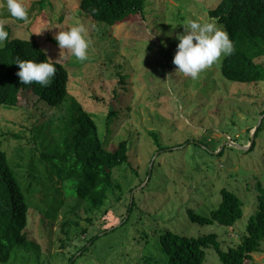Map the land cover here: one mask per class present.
Segmentation results:
<instances>
[{
	"label": "rangeland",
	"instance_id": "obj_1",
	"mask_svg": "<svg viewBox=\"0 0 264 264\" xmlns=\"http://www.w3.org/2000/svg\"><path fill=\"white\" fill-rule=\"evenodd\" d=\"M219 1L145 0L143 16L132 14L109 26L85 14L80 0H22L28 10L24 21L9 17L0 0L8 38L34 39L50 60L60 56L68 97L93 116L106 148L121 141L128 146V164L114 171L106 203L89 210L41 157L66 136V105L39 104L29 90L15 108L0 105V150L29 204L24 231L37 247L28 245L5 264H145L160 256L155 235L166 230L216 233L223 247L240 243L254 210L255 187L264 186V82L224 79V57L195 79L175 72L172 63L183 24L188 19L218 24L208 11ZM75 23L86 28L90 42L83 62L54 40L57 31ZM157 28L160 34L151 36ZM256 61L264 65V57ZM109 110L115 111L111 118ZM222 187L244 201L243 218L232 228L191 223L187 209L209 216ZM260 249L250 264H264V240ZM203 264H219L216 253L207 249Z\"/></svg>",
	"mask_w": 264,
	"mask_h": 264
},
{
	"label": "trees",
	"instance_id": "obj_2",
	"mask_svg": "<svg viewBox=\"0 0 264 264\" xmlns=\"http://www.w3.org/2000/svg\"><path fill=\"white\" fill-rule=\"evenodd\" d=\"M144 4L145 0H80L79 7L95 21L113 26L132 14L143 16ZM208 16L223 27L233 43L232 54L224 56L221 63L222 77L237 83L264 82V65L256 61L264 57V0H220L208 11ZM17 59L40 62L49 58L34 39L8 38L0 47V105L15 108L27 90L39 104L66 105L69 117L63 130L66 136L57 138L52 150L42 153L41 157L59 182L68 183L77 198L86 202L87 209H100L114 189V171L128 164L127 143L121 141L113 150L106 148L93 116L68 97V74L61 63L55 64L51 82L41 86L19 81L18 65L14 63ZM114 94L118 101L116 90ZM108 113L111 118L115 111ZM256 131L257 134L259 127ZM255 189L254 210L247 219L239 244L223 247L216 233L187 236L166 230L155 235L160 256L148 257L143 263L203 264L206 250L210 249L216 253L219 264H250L253 254L261 251L260 244L264 240V186L258 183ZM219 197L217 207L209 216L187 209L189 221L200 226L217 224L232 228L243 218L245 203L227 187L220 189ZM133 205L130 204L128 211ZM28 207L19 180L8 165L5 152L0 150V263L13 260L28 245L37 248L26 239L24 231ZM97 237H92L88 243Z\"/></svg>",
	"mask_w": 264,
	"mask_h": 264
},
{
	"label": "clouds",
	"instance_id": "obj_3",
	"mask_svg": "<svg viewBox=\"0 0 264 264\" xmlns=\"http://www.w3.org/2000/svg\"><path fill=\"white\" fill-rule=\"evenodd\" d=\"M3 7L6 8L9 17L24 21L28 17V10L22 0H4ZM155 27V26H154ZM184 31L178 34L176 39L178 44L172 58V63L176 66L175 72L183 73L193 79L206 68L217 62L221 57L231 55L233 43L229 39L227 32L222 26L213 20L199 21L188 19L183 24ZM152 35H159L160 29L157 28ZM171 36V31L164 33ZM9 33L0 21V45L8 38ZM54 40L58 48L67 50L77 61L88 59L89 40L86 36V28L75 23L64 31H57ZM60 62V56L55 60L46 59L40 62L33 60H19L14 63L18 65L16 75L23 84L33 82L47 86L55 72V64Z\"/></svg>",
	"mask_w": 264,
	"mask_h": 264
},
{
	"label": "water",
	"instance_id": "obj_4",
	"mask_svg": "<svg viewBox=\"0 0 264 264\" xmlns=\"http://www.w3.org/2000/svg\"><path fill=\"white\" fill-rule=\"evenodd\" d=\"M257 128H258V127H256V128L254 129L253 136H254V134H255ZM253 136H252V139L254 138ZM251 143H252V142H251ZM228 144H229V145H235L236 147H238L239 149L244 150V151L248 149L247 146L238 145V144H236V143H234V142H232V141H228Z\"/></svg>",
	"mask_w": 264,
	"mask_h": 264
}]
</instances>
